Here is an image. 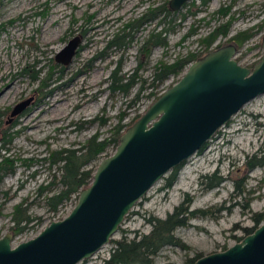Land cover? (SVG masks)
Wrapping results in <instances>:
<instances>
[{"label": "rangeland", "instance_id": "374dc122", "mask_svg": "<svg viewBox=\"0 0 264 264\" xmlns=\"http://www.w3.org/2000/svg\"><path fill=\"white\" fill-rule=\"evenodd\" d=\"M169 1L0 0V160L8 157L14 165L13 173L0 178V237L10 232L12 211L21 202L28 204L30 216L42 217V223L17 235L14 244L34 237L50 221L70 212L76 195L55 213L48 209L46 198L60 189L61 176L60 163L49 161L51 152L78 148L94 134L109 138L121 113L127 128L153 102L152 89L162 93L183 73L168 76L154 89L150 83L156 62H172L200 50L198 39L226 20L212 14L231 2L210 0L206 6L200 0L187 2L175 12L168 46L153 47L146 59L138 55V48L149 31L160 28L157 20L142 24L125 47H107L123 24ZM232 13L228 37L264 20V0H238ZM193 28L196 32L182 40ZM76 35L82 38L77 54L67 65L56 63V53ZM226 38L217 39L213 46L228 44ZM261 38L258 33L238 48L235 57L241 65L251 68L260 60ZM139 57L146 62L136 77L146 83L138 99L139 79L127 93L110 91L112 71L119 65L120 74L132 73ZM34 71L35 79L31 78ZM42 80L49 86H42ZM28 98L32 100L27 108L11 117L13 106ZM258 150L264 155V94L247 103L201 151L187 159L171 187H165L168 173L157 181L133 206L112 239H120L122 233L128 238L148 233L150 218L164 219L183 205L198 210L195 216H186V223L175 231L188 248H163L155 257L157 264H185L195 253L222 251L238 242L245 236L244 228L253 226L252 214L264 211V165L251 170L246 166L248 157ZM112 152L109 147L86 168L95 169ZM214 171L226 180L205 189L201 175ZM236 181L242 194L234 188ZM112 246L110 241L79 264H102Z\"/></svg>", "mask_w": 264, "mask_h": 264}, {"label": "water", "instance_id": "95a60500", "mask_svg": "<svg viewBox=\"0 0 264 264\" xmlns=\"http://www.w3.org/2000/svg\"><path fill=\"white\" fill-rule=\"evenodd\" d=\"M190 0H170L178 12ZM82 38L72 37L55 55L67 65ZM262 56L241 65L234 43L194 60L119 136L115 150L100 159L90 184L81 188L70 212L52 220L34 237L17 244L12 232L0 237V264H79L92 257L119 230L133 206L173 168L197 153L247 103L264 94ZM32 98L15 104L11 117ZM193 264H264V222L222 251Z\"/></svg>", "mask_w": 264, "mask_h": 264}, {"label": "trees", "instance_id": "16d2710c", "mask_svg": "<svg viewBox=\"0 0 264 264\" xmlns=\"http://www.w3.org/2000/svg\"><path fill=\"white\" fill-rule=\"evenodd\" d=\"M209 1L210 0H200V3L202 6H206ZM237 1L238 0H231L228 5L221 6L212 14L213 18L216 17L218 20L226 18V20L215 25L205 36L198 39L200 50L188 52L184 56L177 57L172 62H166L163 59H159L156 62L153 68V74L151 76L150 84L152 88L156 89L158 85L170 75L174 77L178 76L191 62L204 56L209 51L221 46V44L213 46L217 39H223L227 37V43H234L238 49L253 36L263 32L264 20L259 24H256L248 29L238 31L228 37L230 26L234 20L232 8L235 6ZM174 15L175 12H171L169 10L168 2H165L155 8L148 9L143 15H140L138 18L123 24L122 28L115 32L112 38L108 40L107 47H125L133 39V32L137 31L138 28L142 26V24L157 20V22L161 25L160 28H153L151 31H149L138 48V55H141L146 59L150 56L153 47L161 46L166 48L168 46L167 35L168 32L173 28ZM195 32L196 29L193 28L186 34V36L182 38V40L194 34ZM236 60L238 61L237 58ZM145 62L146 60H141L139 57L137 66L130 74H120V67L118 65L110 75V91H120L127 93L129 89L137 82V79H139L136 77L137 72L142 68V66H144ZM53 67L55 66L53 65ZM36 76L37 71H34L31 74V78L35 79ZM46 79L49 80L50 76H47ZM44 80H42L44 83L41 85L48 87L49 83L47 80ZM139 80H141V84L135 101L138 99L140 92L145 89L146 80ZM149 94L152 96L154 101L161 93L155 92L152 89ZM123 117L124 113H121L119 116V122L113 128L112 135L109 138L99 139L98 135L94 134L78 148H62L60 150L51 152L49 161L52 165L60 163L61 176L57 182L60 185V189L56 193L46 198L50 212L55 213L60 205L71 199L72 195L77 196L81 188L87 187L90 184L95 169L86 168V166L92 161H95L101 157L105 152H107L109 147H112L113 151L115 150L118 144L119 136L126 128L125 124L121 122ZM105 121L106 120H103L102 123H105ZM3 142H8V140L3 139ZM203 148L204 147H202L199 151H201ZM258 153H261L260 150L255 152L250 158L248 157L246 160V166L248 170L264 165V155ZM107 155L109 154L106 153L104 156ZM182 165L183 163L173 168L168 173V175L165 176L164 181L166 188L172 186L177 178L178 170ZM13 172V162L10 161L8 157H3L0 160V178ZM201 179H205L206 181L205 189H212L218 187L222 182H224L226 177L220 175L218 171H214L211 174L201 175ZM234 184L235 190L237 192L239 191V194H242L244 191H240L238 189V182L236 181ZM190 202L191 201L187 199L188 205ZM197 211L198 210H189L188 206L184 207L183 205H180L177 206L174 211L171 214H168L164 219L155 217L150 218L148 222L152 225V227L148 233H136L135 236L131 238H128L124 233H122L120 239L111 240L113 246L111 248L109 257L104 259L102 264H157L155 257L163 248L168 246L180 247L183 249L188 248L187 245L175 235V231L178 227L183 226L186 223V216L189 215L193 217ZM263 219L264 211L252 214L251 220L253 222V226L244 228V235L251 233ZM11 222L12 226L10 231L15 238L24 231L33 229L31 227L40 225L42 223V217L30 216V214H28V204L21 202L14 206L11 214ZM242 238H238V241ZM225 248L226 247H224V249ZM200 256L202 255L195 253L193 257H190L186 261L185 264H193Z\"/></svg>", "mask_w": 264, "mask_h": 264}, {"label": "bare ground", "instance_id": "6f19581e", "mask_svg": "<svg viewBox=\"0 0 264 264\" xmlns=\"http://www.w3.org/2000/svg\"><path fill=\"white\" fill-rule=\"evenodd\" d=\"M5 95V94H4Z\"/></svg>", "mask_w": 264, "mask_h": 264}]
</instances>
